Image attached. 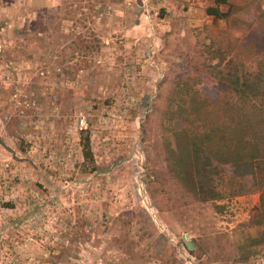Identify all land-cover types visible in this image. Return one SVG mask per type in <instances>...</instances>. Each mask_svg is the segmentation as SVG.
<instances>
[{
    "label": "rangeland",
    "instance_id": "1",
    "mask_svg": "<svg viewBox=\"0 0 264 264\" xmlns=\"http://www.w3.org/2000/svg\"><path fill=\"white\" fill-rule=\"evenodd\" d=\"M198 1L0 0V264H264L259 188L206 200L176 159L186 135L201 171L182 115L222 96L228 31L264 0Z\"/></svg>",
    "mask_w": 264,
    "mask_h": 264
},
{
    "label": "trees",
    "instance_id": "2",
    "mask_svg": "<svg viewBox=\"0 0 264 264\" xmlns=\"http://www.w3.org/2000/svg\"><path fill=\"white\" fill-rule=\"evenodd\" d=\"M223 4H228L227 0H214L205 9L206 15L228 21L231 15L220 9ZM251 11V21L261 29H253L248 36L231 31L235 37L228 31L225 39L220 57L223 63L216 66L219 78L215 81L222 96L214 101L202 99L204 105L182 115L181 123L203 125L200 137L209 145L203 152L201 171L196 176L190 172L199 161L185 147L182 140L186 135L179 138L176 159L183 168L182 181L192 188H203L200 194H205L206 200L232 197L240 178H247L259 188V204L251 223L264 229V11L257 5ZM207 106L214 113L207 112ZM79 144L84 158L91 159L89 136L81 135ZM199 178L205 185L198 183Z\"/></svg>",
    "mask_w": 264,
    "mask_h": 264
},
{
    "label": "crops",
    "instance_id": "3",
    "mask_svg": "<svg viewBox=\"0 0 264 264\" xmlns=\"http://www.w3.org/2000/svg\"><path fill=\"white\" fill-rule=\"evenodd\" d=\"M199 3L198 4H200L201 6L202 5H205V3H206V5H205V9L208 7V6H212L213 4H214V0H206V2H200V1H198ZM230 2H232V3H234L235 5H238V3L239 4H241L242 3V0H231ZM192 6V5H191ZM163 7H165V8H167L168 7V5H163ZM169 9H171V8H167V10H169ZM204 12H205V10H204ZM197 14V13H196ZM205 16L206 17H210L212 20H214L211 16H208V15H206V13H205ZM198 22H199V20H198Z\"/></svg>",
    "mask_w": 264,
    "mask_h": 264
},
{
    "label": "water",
    "instance_id": "4",
    "mask_svg": "<svg viewBox=\"0 0 264 264\" xmlns=\"http://www.w3.org/2000/svg\"><path fill=\"white\" fill-rule=\"evenodd\" d=\"M183 241L185 242L186 247H187L188 249H190V250L193 249V247L190 246L189 243L187 242V235H184V236H183Z\"/></svg>",
    "mask_w": 264,
    "mask_h": 264
},
{
    "label": "built area",
    "instance_id": "5",
    "mask_svg": "<svg viewBox=\"0 0 264 264\" xmlns=\"http://www.w3.org/2000/svg\"><path fill=\"white\" fill-rule=\"evenodd\" d=\"M146 10V9H145Z\"/></svg>",
    "mask_w": 264,
    "mask_h": 264
}]
</instances>
